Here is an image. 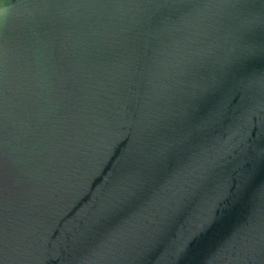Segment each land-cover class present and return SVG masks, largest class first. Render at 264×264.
<instances>
[{
  "label": "water",
  "instance_id": "1",
  "mask_svg": "<svg viewBox=\"0 0 264 264\" xmlns=\"http://www.w3.org/2000/svg\"><path fill=\"white\" fill-rule=\"evenodd\" d=\"M0 264H264V0H0Z\"/></svg>",
  "mask_w": 264,
  "mask_h": 264
},
{
  "label": "clouds",
  "instance_id": "2",
  "mask_svg": "<svg viewBox=\"0 0 264 264\" xmlns=\"http://www.w3.org/2000/svg\"><path fill=\"white\" fill-rule=\"evenodd\" d=\"M13 13V7L4 3L0 5V24H6Z\"/></svg>",
  "mask_w": 264,
  "mask_h": 264
}]
</instances>
